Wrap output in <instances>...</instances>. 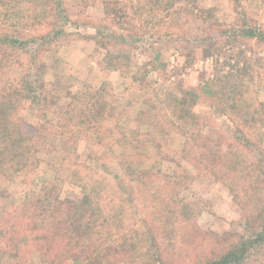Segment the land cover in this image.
<instances>
[{
  "label": "rangeland",
  "instance_id": "1",
  "mask_svg": "<svg viewBox=\"0 0 264 264\" xmlns=\"http://www.w3.org/2000/svg\"><path fill=\"white\" fill-rule=\"evenodd\" d=\"M148 2L151 4L144 7ZM185 4L180 9H169L163 0L161 3L160 0H0V29L14 30L20 35H43L60 28L72 32L53 45L41 46L37 42L29 46L27 54L23 53L19 59L26 66L10 67L3 78L4 82L17 85L22 70L34 66L36 60L43 64L42 82L56 100L44 107L45 112L27 104L20 116L30 123L49 119L53 125H61L58 132L38 143L40 165L35 172L0 180V215L9 205H19L26 195L40 191L44 183L54 182L55 170H65L76 162L92 165L99 173L110 172L121 177L116 157L127 152L142 154L147 158V166L156 165L161 174L181 175L174 177L171 185L164 184L162 192L159 191L163 178L146 189L142 186L129 189L137 197L128 215L130 225H143L151 217L159 204L155 194L160 197L161 193L164 200L160 199L159 205L164 207L169 202L168 206L177 208V202L172 200L176 195L177 201L182 197L198 206L197 222L206 230L247 234L246 221L256 212L252 202L246 205L251 197L242 204L234 201L229 179L237 174L230 176L229 169L224 174L220 169L191 165L193 152L200 151L201 146L187 145L182 134L165 126L159 100L169 90L178 96L182 90H193L200 97L194 107L201 117L198 131L221 146L225 162L245 161L246 168L256 165L260 157L257 148H264V114L260 115L263 124L255 123L253 127L244 121H234L223 112L225 106H221L220 94L225 89V73L239 64L248 67L255 79L247 99L264 102V47L233 35L241 34L245 27L264 29V0H193ZM136 8L140 9L137 10L140 16L133 19ZM141 8L147 12L142 13ZM167 12L169 16L164 22L158 24L156 20L149 24L147 29L152 31L132 48L129 75L106 65L107 50L93 39L96 29L111 27L121 31L132 24L145 28L151 17ZM35 13L44 21L35 19ZM43 15L48 17L44 19ZM150 46L162 51L164 68L147 74L146 60L154 55L145 52ZM245 81L251 84L249 78ZM207 83H219L213 95L204 93ZM153 107L149 116L147 111ZM123 132L128 139L121 137ZM133 133L142 135L138 138V150L134 149L137 138H132ZM204 146L216 152V147ZM252 180H238L236 184L247 187ZM60 193L63 199L86 202L88 212L101 209L88 191L73 183H62ZM140 263L137 260L121 264ZM0 264L46 262L36 251L22 257L17 251L0 250ZM247 264H264V257Z\"/></svg>",
  "mask_w": 264,
  "mask_h": 264
},
{
  "label": "trees",
  "instance_id": "2",
  "mask_svg": "<svg viewBox=\"0 0 264 264\" xmlns=\"http://www.w3.org/2000/svg\"><path fill=\"white\" fill-rule=\"evenodd\" d=\"M163 1L169 9H180L183 6L181 4L191 3L193 0ZM150 4L148 2L144 7ZM36 6L40 7L39 4ZM138 9L136 8L133 19L140 16ZM141 9L142 13L147 12V9ZM167 15L169 16V12L163 16L151 17L146 21L145 28L132 24L121 31L112 30L111 27L96 29L93 39L99 47L103 46L107 50L106 65L129 75L133 63L132 48L137 42L146 39L152 31L147 29L149 24L156 20L159 21L158 24H162ZM42 17L46 19L48 15ZM34 18L41 17L35 13ZM240 31L241 34L233 35H240L246 42L254 41V45L264 47V29L245 27ZM71 34L72 32L61 28L43 35H20L14 30L0 29V180H12L35 172L40 165L38 145L48 135L58 132L61 125H53L49 119L30 123L20 116L27 104L45 112L44 107L56 100L54 95L47 92L46 85L42 82L45 68L43 64L36 60L34 66L27 67L25 72L22 70L17 85L3 81L6 71L15 65L21 69L26 66L19 59L23 58V53L27 54L29 46L37 42H41V46L53 45L62 36L64 39ZM136 35L139 37L136 38ZM145 52H154L153 57L148 56L145 63L147 74L164 68L161 50L150 46ZM32 70L36 73L31 72ZM224 78L225 89L220 94L221 106H225L223 112L234 121L247 122L250 127L256 126L255 123L263 124L260 115L264 114V102L251 101L246 97L255 80L248 67H240L239 64L232 66ZM246 78L250 79L251 84L245 81ZM217 84L219 83L205 84L204 93L213 95ZM199 98L193 90H182L180 96L172 90L166 91L159 100L164 123L166 127L182 134L187 145L201 146L200 151L193 152L192 155L191 165L195 168L209 166L211 169H220L224 174L229 169L232 171L227 172L230 176L237 174L236 178L233 175V179H229L233 199L242 204L244 199L251 197L246 205L252 202L256 212L255 216L246 221L245 236L219 234L204 229L197 222L200 213L198 206H193V203L182 197L177 201L176 195L172 200L177 202V208L168 206L169 202L164 207L159 205L160 199L164 200L161 193L160 197L155 194L159 204L151 212V217H147L143 225H130L128 215L137 197H133L129 189L141 186L146 189L151 183L163 178L159 191L162 192L164 184L171 185L174 183L173 178H180L181 175L179 172L173 175L161 174V170H156V165L147 166V158L142 154L123 152L116 157L122 170L121 177L110 172L99 173L92 165L76 162L65 170L56 168L57 177L54 182L44 183L40 191L31 196L26 195L19 205H9L0 215V250L17 251L22 257L36 251L42 254L46 264H121L135 263L137 260L141 261L140 264H247L262 259L264 148L258 146L261 158L251 168H246L245 161L225 162L221 146L198 131L201 117L195 113L194 107ZM152 109L154 107L147 111L149 116ZM121 137L128 139L124 132ZM139 137H142L140 133H133L132 138H137L135 150L140 147ZM207 143L216 147L215 153L202 147ZM213 158L218 161L214 162ZM249 179L253 180L247 187L236 184L238 180L246 182ZM64 182L73 183L81 190L88 191L101 209L98 212H88L86 202L63 199L60 186ZM137 214L138 212L135 213Z\"/></svg>",
  "mask_w": 264,
  "mask_h": 264
}]
</instances>
